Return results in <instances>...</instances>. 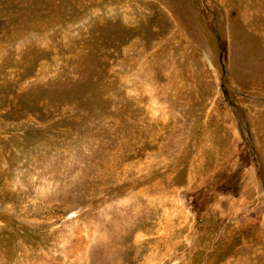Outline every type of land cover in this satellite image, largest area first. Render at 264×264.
Returning <instances> with one entry per match:
<instances>
[{
    "label": "rangeland",
    "instance_id": "obj_1",
    "mask_svg": "<svg viewBox=\"0 0 264 264\" xmlns=\"http://www.w3.org/2000/svg\"><path fill=\"white\" fill-rule=\"evenodd\" d=\"M127 257L264 264V0H0V264Z\"/></svg>",
    "mask_w": 264,
    "mask_h": 264
},
{
    "label": "bare ground",
    "instance_id": "obj_2",
    "mask_svg": "<svg viewBox=\"0 0 264 264\" xmlns=\"http://www.w3.org/2000/svg\"><path fill=\"white\" fill-rule=\"evenodd\" d=\"M81 228H79V229H81ZM79 229L73 231V234H71L70 238L64 244V248L63 249H64V255L66 257H81L84 254L83 253L84 247L82 248V246H83L82 242L85 240V238L82 236V232ZM22 244H23V242H22ZM96 262L97 263L103 262V264H129L130 263L128 257L124 258V259H121L117 263L113 259H99V258L97 259Z\"/></svg>",
    "mask_w": 264,
    "mask_h": 264
}]
</instances>
